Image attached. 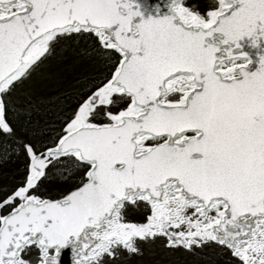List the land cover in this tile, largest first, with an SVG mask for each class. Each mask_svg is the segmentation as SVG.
<instances>
[{
    "label": "snow or ice",
    "instance_id": "6c2138e0",
    "mask_svg": "<svg viewBox=\"0 0 264 264\" xmlns=\"http://www.w3.org/2000/svg\"><path fill=\"white\" fill-rule=\"evenodd\" d=\"M0 264H264V0H0Z\"/></svg>",
    "mask_w": 264,
    "mask_h": 264
}]
</instances>
